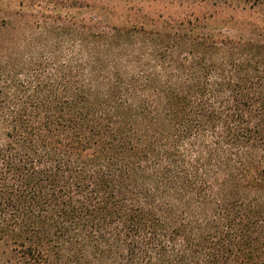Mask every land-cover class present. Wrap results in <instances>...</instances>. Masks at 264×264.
<instances>
[{"label":"trees","instance_id":"trees-1","mask_svg":"<svg viewBox=\"0 0 264 264\" xmlns=\"http://www.w3.org/2000/svg\"><path fill=\"white\" fill-rule=\"evenodd\" d=\"M179 1L250 16L0 21V264H264V0Z\"/></svg>","mask_w":264,"mask_h":264},{"label":"rangeland","instance_id":"rangeland-1","mask_svg":"<svg viewBox=\"0 0 264 264\" xmlns=\"http://www.w3.org/2000/svg\"><path fill=\"white\" fill-rule=\"evenodd\" d=\"M20 15L28 16L24 18L37 26L50 23L84 27L95 19L101 26L130 28L144 25L146 30L190 17L213 16L208 22L220 26L222 21H247L250 16L241 11L216 10L200 2L181 3L179 0H0V21H10ZM257 17L258 14H253L252 20ZM239 32L230 33L236 36Z\"/></svg>","mask_w":264,"mask_h":264}]
</instances>
